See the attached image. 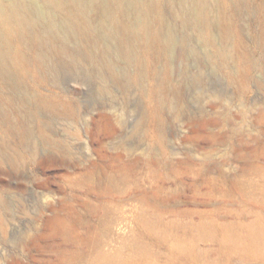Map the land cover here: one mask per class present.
Masks as SVG:
<instances>
[{
    "label": "rangeland",
    "instance_id": "obj_1",
    "mask_svg": "<svg viewBox=\"0 0 264 264\" xmlns=\"http://www.w3.org/2000/svg\"><path fill=\"white\" fill-rule=\"evenodd\" d=\"M16 2L44 37L0 73V264H264V0L207 1L210 41L160 0L163 51L132 0Z\"/></svg>",
    "mask_w": 264,
    "mask_h": 264
},
{
    "label": "bare ground",
    "instance_id": "obj_2",
    "mask_svg": "<svg viewBox=\"0 0 264 264\" xmlns=\"http://www.w3.org/2000/svg\"><path fill=\"white\" fill-rule=\"evenodd\" d=\"M191 1L194 8H192L191 10L192 19H190V21L194 22L200 29V33L208 41H210V37L212 36L209 30L212 27V20L210 19L206 11V2L209 0ZM228 1L229 0H214V2L217 3V5H219L220 8L224 11L225 9L227 10ZM233 1L235 2V6L237 8H240L243 3V0ZM46 2L49 6L61 11L65 10V12H68L67 10H71L78 17L80 23H85L86 29L91 28L88 25L90 24L88 14L92 8L100 9V11H106L105 14L108 13L109 15H111L110 11L112 9L118 10L125 15L128 14L127 12L129 11L127 5L124 3V0H46ZM132 2L135 3L138 8H140L139 12H141L145 16V21L137 26H131L125 24V19L121 20L120 17L119 19H116L115 24H117L119 28L121 26H125L126 29H123V33L126 34L127 37H133L134 39L138 37L139 40L144 41L145 48L150 46L152 48V46H155L161 51L166 49L169 45L167 41L161 40L160 44L156 46V40L161 35V29L156 26V23H159L161 26L165 22V16L163 13H161L160 9V0H132ZM28 9V6H26L24 3H17L16 0H0V73L4 72L8 77L10 76V74H12L11 71L13 70L22 72V64L25 63V58L22 57L21 54H19L22 51H16L13 48V43H16L18 39H25L27 42H33L35 41V39L41 40V37L43 36L40 32L31 29L30 23L32 22V19L28 15ZM107 11H109L110 13ZM108 14L106 16H108ZM25 40L23 42H26ZM223 49L224 48H219L217 50L216 54L220 58H225V55L227 54ZM23 73L24 72H22V74ZM27 73H29V71ZM39 104L43 107H46L47 109H51L55 106L56 99L47 96L41 97L39 99Z\"/></svg>",
    "mask_w": 264,
    "mask_h": 264
}]
</instances>
